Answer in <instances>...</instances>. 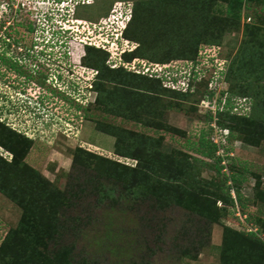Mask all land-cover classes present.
Masks as SVG:
<instances>
[{"label": "rangeland", "instance_id": "obj_1", "mask_svg": "<svg viewBox=\"0 0 264 264\" xmlns=\"http://www.w3.org/2000/svg\"><path fill=\"white\" fill-rule=\"evenodd\" d=\"M121 3L138 7L131 42L122 40L112 17ZM26 4L0 0V123L9 128L0 133V188L14 199L0 193V246L9 235L0 264H26L23 255L30 251L44 256L48 234H61L78 264H264V0ZM46 5L57 29L42 15ZM27 24L35 32L27 33ZM10 27L32 40L34 50L12 45ZM196 34L209 41L198 44L199 58L176 57ZM245 42L248 49L239 54ZM85 43L109 51L100 54L105 65L121 63L120 54L136 48L127 61L156 62L159 70L195 59L204 76L186 93L113 76L102 87L111 91L120 83L132 94L128 105L117 101L123 109H108L96 102L91 86L97 69L82 61ZM70 67H77L75 74ZM59 76L78 87L52 85ZM220 76L217 94L230 89L253 106L245 120L225 121L232 134L218 163L205 157L200 139L211 133L208 117L218 106L217 94L207 95L208 81ZM40 94L43 105L35 102ZM236 101L244 113L246 101ZM136 153L138 159L121 156ZM148 167L157 173L153 185L135 171ZM137 179L143 182L138 191L151 200L134 197L137 190L128 193ZM196 227L206 230L191 244L187 237Z\"/></svg>", "mask_w": 264, "mask_h": 264}, {"label": "trees", "instance_id": "obj_2", "mask_svg": "<svg viewBox=\"0 0 264 264\" xmlns=\"http://www.w3.org/2000/svg\"><path fill=\"white\" fill-rule=\"evenodd\" d=\"M26 2H27V4L30 3L31 5L34 6L36 3V0H26ZM19 6H21V5H19ZM10 7H11V2L8 5V8H10ZM137 9H138V7H136V5L133 3H129V4L121 3V5L117 8V10L114 9V12H113L114 14L112 15V17H114V19H115L114 21L117 22L116 26L119 29L120 37L122 38V40H125L126 42H131L127 39V38H129L128 37V30L132 27V25L135 21ZM47 10H48L47 5L42 7V11H43L42 15L45 16V19L47 18L46 21L48 24L51 23V26L49 25L50 28L57 29V26H55V24L52 23L53 19L51 20L49 18ZM1 29H2V25H0V30ZM8 30L10 31V28H8ZM184 30H185V26H184ZM12 34L13 33L11 32V35ZM8 35L9 36L7 38L9 39L11 36H10V34H8ZM196 35H199V36H196ZM196 35L192 36L191 40L186 41V43H188V44L186 46H184V48L182 50L180 48L181 52L176 53V55H175L176 57L193 58L195 55H197L199 58L201 50H200V48H198V44L202 41L203 42H209V41H208V38L205 37L203 34H196ZM182 38L183 37L181 36V39ZM141 40L142 39H140V41ZM181 42H184V41L182 40ZM141 46L142 45L140 44L138 46V48H140ZM248 46H249V42L243 43L241 45V48L239 49V54L246 52V50L248 49L247 48ZM35 47L36 46L34 44L33 50ZM83 47L85 48V54L82 57L83 63L88 64L91 68L93 67V68L97 69L96 70L97 77H96V75L93 76V82L95 80V83L93 86H91L92 89L95 87L94 89L97 90L96 102L99 104V102L101 100H103L102 102L103 103L105 102L107 104V107H109L108 109H112V106L115 109H117V105L119 104L117 102L118 100H120L119 102H126V104L129 103V96L132 94V92H130L131 91L130 87H125V85L122 86L120 83H115V85L118 89H113L111 91H109L104 86L102 87L103 81L107 82L108 84L112 83L111 79L113 76L114 77L117 76V78L123 80L124 82H125V79L127 80L128 76L130 78L131 77L137 78V79L141 80L142 82H145V81L155 82L153 84L160 82V83H162L164 88H166L170 91H173V92H181V93L188 92L190 89V85L194 82L200 81L201 78L204 76V74L200 75L199 72H197L196 68L198 67L199 62H198V60H195V59L186 60L185 63L177 64L174 66H171V65L168 66L166 64H162L165 68H162V69L160 68L159 70H157L158 66L160 64H158L156 62H152V63L148 62L149 66L144 67L142 64H139L142 62V60H141V62L139 61V62H133V63L130 61H127V59H126L127 57L136 55L135 54L136 48H133L131 50L123 51L120 54L121 55L120 56L121 63L112 66L110 63H109L110 65L109 64L105 65V59L106 58L100 57L101 53H106L107 56H109V51L106 48L102 47L101 45L96 46L94 43H89V44L85 43V45ZM42 51L40 52V54L44 55V53ZM167 57H169V55H167ZM124 58H125V60H124ZM108 62H109V60H108ZM124 64H126V65H124ZM142 67H144V68H142ZM155 67H157V68H155ZM80 68L90 69L85 65L84 66L80 65ZM90 71L93 73L95 70L90 69ZM127 73H130V74H127ZM126 75H128V76H126ZM130 80H132V79H130ZM220 81H221V76L219 78H217V80H215V77H214L208 81V85H207L208 86V90H207L208 97H211L212 95L217 94L216 88L218 87V84ZM67 84H68V86L69 85L73 86V84L75 86H77L75 83H71V82H68ZM68 86H67V88H68ZM218 91L219 92H218L217 98H216L218 106L216 107L215 111L214 112L212 111L211 114L209 115L208 123L209 124L215 123L217 125V127L228 129L229 134L227 137V141H229V138H230V135L232 134V131L230 129V125L228 126L225 123V121L229 120V121L235 122L236 120H245L250 115V113L252 111L253 104L251 103L250 99L247 96L245 97L242 94L238 95V94H236V92H234L230 89L229 90L226 89V90H222V91L218 90ZM117 97H119V98L117 99ZM44 99H45V96L41 97V94H40L38 100L35 102L37 105H38V103L39 104L41 103L43 105V103H46ZM236 100H238L240 102L242 100L246 101V102H244L245 103L244 106L247 105L246 107H244V108H246L244 113H243V111H238L239 109L236 110L237 107L234 104H237V103L239 104V102H237ZM211 103H213V101ZM118 106H120V104ZM120 107L123 109V107H125V106H120ZM131 108L132 107H130V109ZM259 108H260V106H259ZM122 109H120V110H122ZM130 109H129V107H127V109H125V110H130ZM108 111H111V110H108ZM134 111H135V113L137 112V110H134ZM8 129L9 128H6L3 124L0 123V133L1 132L2 133L8 132L9 131ZM111 129H113V128H111ZM210 129L212 132V128H210ZM12 132H14V131L12 130ZM5 135H6V133H5ZM206 138L202 137L200 139V146H203V147L205 146L204 148L208 152L207 154H205V157H210V156L216 157L217 162L218 163L221 162L222 159L220 157H218L216 154L217 153V146L212 142L211 133L208 134V136H206ZM226 147L227 146L224 147V152H226V149H227ZM199 149L202 150L203 148L201 147ZM121 156H124V157L129 156L132 159H135V158L138 159L139 158L137 153L135 156L131 155V154H126V155L121 154ZM183 164H186V166L184 165L186 168L187 167L190 168V166H187L188 164L186 161H184ZM113 165L114 164L111 163V166H113ZM148 165H150V164H148ZM148 168L149 169H147V170H142V169L135 170L136 173L138 174L137 178L142 179L143 182H146L149 185H153V184H151V182L153 181V179H156L155 176L157 173H156L155 169H153V167H148ZM181 170H182V168H181ZM102 174L104 177H105V175H107L104 173H100V175H102ZM106 177H108V175ZM230 178H231L230 179V184H231V180H233V181H235V180H234L233 176H230ZM138 181L139 180L137 179L136 181L133 182L132 185L130 184L131 186L129 187V189H127L128 193L130 191L137 190V193L135 192L136 194L133 195L134 197H136L137 199H140V200H142V199L151 200L150 198H153V197L145 195V194H141V192L138 191L142 187V184H143V182L140 183ZM132 189H134V190H132ZM94 191H98L97 187H94ZM0 193H2L4 195H6L8 198H11L12 200H14L10 195H8L1 188H0ZM104 193H106V194L109 193L111 195L113 193V189L106 191ZM227 197L229 198V194L227 195ZM151 205H153V204L151 203ZM49 206H52V205H49ZM24 208H25L24 212L26 213L28 208H26L25 206H24ZM151 208H153L155 210L159 209V208H156L154 205L151 206ZM48 209H50V208H48ZM48 211L51 212V215L55 214V208H54V210H48ZM48 211H47V213H48ZM29 212L30 211H28V213ZM35 212H37V215L40 216L39 211H35ZM33 216H34V214H33ZM30 217H31V215H30ZM46 217H50V216L44 215V218H46ZM51 218H53V217H51ZM51 218H50V220H51ZM55 219H56V217L53 218L52 221H55ZM201 230L203 231L206 229L199 228V227H196L194 229L193 234H191L192 236L190 235L187 237V239L189 238L188 239L189 243L192 244L193 242H195L197 234L199 232H201ZM16 233H17L16 231H12L10 234L14 235L13 237H15ZM8 236L9 235H6V237L3 241V244L0 246V254H2L0 256V259L6 258V249L7 248L4 245L6 244V241L8 240ZM62 237L63 236L61 234H57V235L48 234V236L46 235L45 245L42 246L43 250H46V252L44 253V256L38 257V255H35L33 251H30V252L24 253V255H23L24 260L23 261L26 264H78L79 261H77V262L73 261V254L71 252L72 248H69L66 245V243L65 244H64V242L62 243V241H63ZM23 243H25V242H23ZM55 244H57V246L54 248ZM7 245L9 246L10 242H7ZM48 246L50 247L49 250H47ZM2 247H5V250ZM185 250L183 251V253L181 252L183 255L187 254V250L186 251ZM70 253H71V255H70ZM39 255L41 256V254H39ZM37 257H38V259H37ZM7 264H9V263H7Z\"/></svg>", "mask_w": 264, "mask_h": 264}, {"label": "flooded vegetation", "instance_id": "obj_3", "mask_svg": "<svg viewBox=\"0 0 264 264\" xmlns=\"http://www.w3.org/2000/svg\"><path fill=\"white\" fill-rule=\"evenodd\" d=\"M12 29V30H11ZM15 29V27L14 28H12V27H10V31L12 32V33H14L13 31H16V30H14ZM24 29H25V31L27 32V33H29L30 34V32H32V30H34L35 31V28H33L32 27V25L31 24H27V26L25 25L24 26ZM9 40V39H8ZM11 41H12V45H18V47H19V49H22V47H24V49H27V50H30L32 47H33V45H34V42L32 41V40H30L29 42L27 41L28 39H26V37L24 36V35H20L19 37H17V35H16V33L15 34H13V37L10 39ZM14 43V44H13ZM21 47V48H20ZM64 57V56H63ZM65 58V57H64ZM63 58V59H64ZM14 62H16V59H15V57L14 56H12V58H11ZM19 59V58H18ZM54 62L55 63H57V64H61L62 62H61V60H54ZM71 62V61H70ZM73 62V61H72ZM69 65V64H68ZM75 65V64H74ZM71 68V74H75L76 73V69L75 68H77V67H70ZM60 75V74H59ZM50 80H52V79H50ZM65 82H66V80H63L60 76L57 78V80H56V82H51L52 83V85H55L56 83H64L65 84ZM67 83V82H66Z\"/></svg>", "mask_w": 264, "mask_h": 264}, {"label": "built area", "instance_id": "obj_4", "mask_svg": "<svg viewBox=\"0 0 264 264\" xmlns=\"http://www.w3.org/2000/svg\"><path fill=\"white\" fill-rule=\"evenodd\" d=\"M38 1L36 0L37 4H38ZM42 1L43 0H40V2H42ZM43 17H45V16L43 15ZM215 109H216V107L214 109H212V111L214 112ZM210 126L212 128V132H211L212 142L217 146V153L216 154L219 156L221 154V152L224 154V147L227 144V137H228L229 131H228V129L217 127V125L215 123H211Z\"/></svg>", "mask_w": 264, "mask_h": 264}, {"label": "clouds", "instance_id": "obj_5", "mask_svg": "<svg viewBox=\"0 0 264 264\" xmlns=\"http://www.w3.org/2000/svg\"><path fill=\"white\" fill-rule=\"evenodd\" d=\"M74 2H76V5H78V3L80 2V1H74ZM83 3H85V2H83ZM74 8V7H73Z\"/></svg>", "mask_w": 264, "mask_h": 264}]
</instances>
